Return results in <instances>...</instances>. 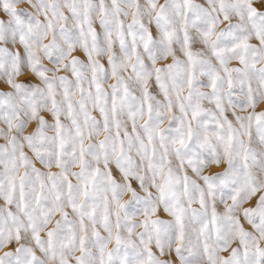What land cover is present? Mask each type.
I'll list each match as a JSON object with an SVG mask.
<instances>
[{
  "label": "snow or ice",
  "instance_id": "snow-or-ice-1",
  "mask_svg": "<svg viewBox=\"0 0 264 264\" xmlns=\"http://www.w3.org/2000/svg\"><path fill=\"white\" fill-rule=\"evenodd\" d=\"M0 11V264H264V0Z\"/></svg>",
  "mask_w": 264,
  "mask_h": 264
},
{
  "label": "rangeland",
  "instance_id": "rangeland-1",
  "mask_svg": "<svg viewBox=\"0 0 264 264\" xmlns=\"http://www.w3.org/2000/svg\"><path fill=\"white\" fill-rule=\"evenodd\" d=\"M161 2H163V0H161ZM199 2H203V0H199ZM4 14L2 11H0V17H2Z\"/></svg>",
  "mask_w": 264,
  "mask_h": 264
}]
</instances>
